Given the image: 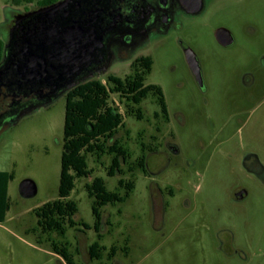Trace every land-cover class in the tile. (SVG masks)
<instances>
[{
	"label": "rangeland",
	"instance_id": "1",
	"mask_svg": "<svg viewBox=\"0 0 264 264\" xmlns=\"http://www.w3.org/2000/svg\"><path fill=\"white\" fill-rule=\"evenodd\" d=\"M25 8L0 0L5 41L10 12ZM184 24L182 30L154 36L117 56L100 76L103 82L109 74L125 77L138 58L152 57L147 83L161 86L170 120L155 115L161 107L153 95L141 104L143 119L128 116L119 96L111 95L131 129L132 157L122 164V174L110 176V155L102 162L89 156L93 173L76 179L69 198L78 204L79 225L69 227L64 238H53L69 245L77 264H264V169L247 157L254 154L264 167V0H214ZM219 27L234 32V45L217 41ZM185 44L198 55L205 92L187 63ZM246 70L254 77L250 88L242 81ZM66 101L64 94L0 130V170L14 172L10 210L0 223V264H68L31 231L37 224L34 210L59 198ZM141 143L147 172L131 168L142 153ZM96 177L112 191L121 178L135 183L125 202L102 208L101 259L89 251L98 233L86 185ZM25 180L36 184L35 196L21 195ZM240 188L248 195L237 200L234 193Z\"/></svg>",
	"mask_w": 264,
	"mask_h": 264
},
{
	"label": "trees",
	"instance_id": "2",
	"mask_svg": "<svg viewBox=\"0 0 264 264\" xmlns=\"http://www.w3.org/2000/svg\"><path fill=\"white\" fill-rule=\"evenodd\" d=\"M12 5L36 3V6L51 4L57 0H8ZM5 39L0 37V62L3 59ZM153 66L150 56L138 58L131 66V72L125 77L110 74L106 82L100 77L83 82L66 93V113L64 126V144L62 153V169L59 186V198L45 202L34 212L37 224L31 229L39 243H49L53 251L61 255L68 264H77L66 242L56 240L53 235L65 237L69 227H77L75 219L78 204L70 199L75 187L76 179L89 176L93 169L89 167L88 157L92 156L96 162H102L105 155L112 158L108 167V175L115 176L123 173L122 164H127L132 157L127 138L131 129L127 127L125 114L118 106L111 102V95L117 94L125 107L128 116L143 119L142 102L149 96L156 97L161 112L157 115H168L167 105L161 86L147 83V77ZM123 132V134H120ZM142 132H140L139 136ZM142 153L134 161L131 168L146 172L147 155L144 144L141 143ZM14 178V172L0 170V223L4 222L10 210L8 195L9 183ZM88 194L93 198L92 211L96 218L94 228L98 233V240L90 246V255L94 259H101L104 247L100 244V228L102 224V208L108 204L116 205L125 202L134 191L133 180H119L115 190H109L102 177H96L92 183L86 185ZM82 225L90 229L91 225ZM80 230V228L78 229ZM115 246L110 255H114Z\"/></svg>",
	"mask_w": 264,
	"mask_h": 264
},
{
	"label": "water",
	"instance_id": "3",
	"mask_svg": "<svg viewBox=\"0 0 264 264\" xmlns=\"http://www.w3.org/2000/svg\"><path fill=\"white\" fill-rule=\"evenodd\" d=\"M107 8L106 0H57L15 15L0 62V87L16 84L34 96L2 113L0 130L108 71L116 58L111 47L124 40L126 33L115 21L105 22ZM20 192L24 197L35 196L37 186L25 180Z\"/></svg>",
	"mask_w": 264,
	"mask_h": 264
},
{
	"label": "flooded vegetation",
	"instance_id": "4",
	"mask_svg": "<svg viewBox=\"0 0 264 264\" xmlns=\"http://www.w3.org/2000/svg\"><path fill=\"white\" fill-rule=\"evenodd\" d=\"M214 0H106L107 10L105 12V22L115 21V26L125 31V39L118 41L112 45V51L115 56H124L128 52L132 51L136 46L149 40L154 36H162L170 33L173 30H182L185 27L184 21L191 18H196L202 14L209 4ZM39 6H36L37 8ZM33 8V9H35ZM27 9L28 10H31ZM15 14L8 17V24L10 27L13 25ZM79 19V17H77ZM104 23V25L106 24ZM217 41L223 46L230 47L236 43V36L232 30L226 27H219L215 32ZM194 51L188 45H184V52L187 63L193 74V77L202 91H206L205 79L202 72V67L198 55L195 53V57L198 61L199 69L191 60L192 53ZM264 63V56L262 59ZM243 77V83L247 87H252L254 83L253 74L248 72ZM51 73L54 71L51 69ZM110 75V74H109ZM108 75V76H109ZM12 78L10 75L5 83H8V79ZM97 78V77H95ZM48 87H45L47 89ZM34 95L31 93H24V90L19 89V86L14 84L13 86L3 85L0 87V115L4 112H8L14 107L16 103H24L31 100ZM165 99V96H164ZM166 103V100H165ZM167 105V103H166ZM168 109V107H167ZM160 116L166 123L169 122V113L166 116L164 113ZM179 117L183 120V116ZM173 152H178V148L175 145H170ZM253 156L255 162L257 161L258 167L264 169L255 155ZM245 166L249 170H255L254 166ZM147 168V165H146ZM148 168L146 169V172ZM248 195V191L244 188L238 189L234 193V198L242 200ZM166 205V203H165ZM164 205V206H165ZM92 245V244H91ZM90 245V246H91ZM89 246V251H90Z\"/></svg>",
	"mask_w": 264,
	"mask_h": 264
}]
</instances>
